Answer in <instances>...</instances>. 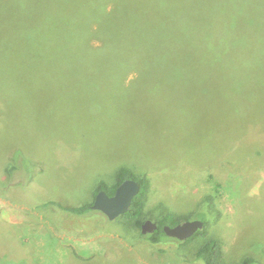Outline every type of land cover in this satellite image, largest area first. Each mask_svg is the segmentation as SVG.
<instances>
[{"label":"rangeland","instance_id":"obj_1","mask_svg":"<svg viewBox=\"0 0 264 264\" xmlns=\"http://www.w3.org/2000/svg\"><path fill=\"white\" fill-rule=\"evenodd\" d=\"M96 1L100 21L89 30L100 28L108 50L91 57V94L57 75L73 73L62 67L73 39L61 23L87 0H0V264H162L158 248L203 264L193 252L204 236L153 244L137 218L65 209L94 201L122 166L150 181L141 219L204 217L208 235L222 239V264H264V0H170L213 4L217 22L203 37L161 0H138L158 25L182 22L199 40L207 72L190 75L141 67L153 36L130 27L143 48L127 50L119 23L106 18L113 0ZM99 36L91 44L102 49Z\"/></svg>","mask_w":264,"mask_h":264},{"label":"trees","instance_id":"obj_2","mask_svg":"<svg viewBox=\"0 0 264 264\" xmlns=\"http://www.w3.org/2000/svg\"><path fill=\"white\" fill-rule=\"evenodd\" d=\"M87 2L89 5L87 8H85L86 12L82 9H79L81 13L77 12L76 17L68 19L65 18L61 23V33L63 31L66 37L73 39L70 41L73 49H70L68 53L66 52L67 55L64 58L62 67L63 65H66V69L72 71L73 73H61V69H59V73L57 75H61V82H68L63 86L75 87V85H85L87 87V92H91L92 94L93 91L90 90L91 86L89 85V73L92 67L91 57L94 53L106 52L108 49L106 47V43H104L103 39L99 36L100 28H97L96 26L95 30L94 27L92 31L89 30V28H91L93 25L92 22H97V19L99 20V18L96 17L98 16V6L96 5L97 1L87 0ZM197 2H200V0ZM179 4V2L170 0H161L160 2V5L167 8L166 12L172 18L177 16V14L188 18L190 25L192 23L191 34H197L199 32L202 36L201 32H203V29L207 24L210 27L217 22V10L212 7L213 4L211 3V5L209 3H204L200 8L193 6L191 9L186 8L183 4H180L183 6V8H181ZM156 14L157 11L154 8H152L150 11L148 9H142L138 4V0H113V7L106 18H110L111 20L117 21L119 23L120 31L122 32L121 37L123 39V44L126 45L127 50H129V48L132 49L133 47L136 52L141 51V43L140 41H136L139 33L137 31L135 34L132 32L134 36H131L128 33V29L130 27H133L135 30H137L138 26L141 24V30H144L145 33L153 36L152 41L147 44L148 52L146 50L147 54L140 62L141 67H149V69L157 72L161 70H165L167 72L184 71L187 75H190L189 72L196 73L195 71L199 72L203 70L206 73L207 67L201 59L203 55V52L201 51L203 49H200L199 40L196 41L197 38L194 39V37L188 35L190 32L185 31L184 24L182 22L172 25L170 21H165L163 25H158L157 23L159 22H157L154 18ZM130 16L131 19L136 22V24H131V22H129L128 18ZM240 19L243 20L242 18ZM237 21H239V19ZM251 25L255 30L263 29L259 28L261 26L256 21L255 17L251 18ZM94 36H99V38L102 40V49H97L98 46L91 44ZM211 36H214L213 31L209 34L208 39L210 42H207L208 40L205 41L207 42L208 46L210 45L212 47L215 46V44L212 42ZM206 42H202V44H204L202 46L203 48L205 47ZM103 55L98 56L97 59H102ZM133 61L135 66H140V63L137 62L136 59ZM49 75L50 74H48V76ZM234 85L237 86V84ZM239 85L244 86L243 84ZM244 95L245 93H241V101L244 100ZM236 101L238 102V99H236ZM236 110L238 111L237 105ZM127 178L137 179L141 184V190L137 195L134 196L129 210L121 216L129 219L137 218L136 225L141 229V225L144 220L140 217L143 213L142 209L144 206V199L150 182L147 177L137 176L132 169L122 166L117 172V182L112 187H108L107 185L98 187L95 192V196L103 188L107 190L108 194L113 195L119 184H121V182ZM207 200L211 203L213 196L208 195ZM93 203L94 201L80 206H67L65 209L77 215H85L91 210H94L92 208ZM210 207L213 208L212 204ZM187 219H192V217L189 215L177 216L173 213H166L156 220L158 227L153 233L143 234L142 230H140V235L153 244L167 243L169 240H172L178 243L181 247L187 243L195 241L200 236H204L203 242L196 248L195 252H193V260L200 261L203 264H222V239L208 235L209 223L204 217L200 218L204 221V228L197 231L194 235L185 240H179L177 238L171 237L164 231V226L166 224L176 225ZM154 255L158 260H160V262H162V264H181L183 261H186V257H188L184 252L167 248H158L155 250ZM257 261L258 260L255 257L247 256L243 259L242 264H254Z\"/></svg>","mask_w":264,"mask_h":264},{"label":"water","instance_id":"obj_3","mask_svg":"<svg viewBox=\"0 0 264 264\" xmlns=\"http://www.w3.org/2000/svg\"><path fill=\"white\" fill-rule=\"evenodd\" d=\"M141 190V184L135 178H127L119 184L115 193L110 195L106 190L101 189L95 197L92 208L103 212L110 220L116 219L127 212L132 204L133 198ZM204 221L200 218L187 219L176 225L166 224L164 231L167 235L185 240L197 231L204 228ZM158 224L153 219H145L141 225L143 234L153 233Z\"/></svg>","mask_w":264,"mask_h":264},{"label":"crops","instance_id":"obj_4","mask_svg":"<svg viewBox=\"0 0 264 264\" xmlns=\"http://www.w3.org/2000/svg\"><path fill=\"white\" fill-rule=\"evenodd\" d=\"M217 70H218V68H217Z\"/></svg>","mask_w":264,"mask_h":264}]
</instances>
